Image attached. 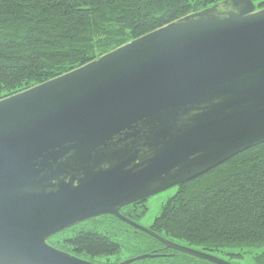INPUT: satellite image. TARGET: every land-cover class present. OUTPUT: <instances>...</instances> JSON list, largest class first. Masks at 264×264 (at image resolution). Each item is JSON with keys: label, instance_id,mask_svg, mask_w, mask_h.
Instances as JSON below:
<instances>
[{"label": "water", "instance_id": "obj_1", "mask_svg": "<svg viewBox=\"0 0 264 264\" xmlns=\"http://www.w3.org/2000/svg\"><path fill=\"white\" fill-rule=\"evenodd\" d=\"M263 142L264 9L251 0H225L1 99L0 264H95L47 240L101 216L232 264L120 210Z\"/></svg>", "mask_w": 264, "mask_h": 264}, {"label": "trees", "instance_id": "obj_2", "mask_svg": "<svg viewBox=\"0 0 264 264\" xmlns=\"http://www.w3.org/2000/svg\"><path fill=\"white\" fill-rule=\"evenodd\" d=\"M222 1L0 0V100ZM146 212L143 203L122 209L132 222ZM86 224L65 244L101 264L120 262L125 250L131 258L155 256L131 264H211L165 249L111 216ZM148 229L222 259L241 261L250 250L261 251L251 261L264 264V142L176 187Z\"/></svg>", "mask_w": 264, "mask_h": 264}, {"label": "rangeland", "instance_id": "obj_3", "mask_svg": "<svg viewBox=\"0 0 264 264\" xmlns=\"http://www.w3.org/2000/svg\"><path fill=\"white\" fill-rule=\"evenodd\" d=\"M253 2L255 5H259L261 3H264V0H253ZM258 9H262V8H258ZM175 192H176V188H173V189H170L168 191H165L163 193H160L158 195H155V196L149 198L145 203H143V205L147 209V212L145 213V215L143 217H141L135 223H137L138 225H140L144 228H149L151 226L152 222L155 220V218H157L160 215L163 205L166 203V201L169 198H171L175 194ZM88 225H85L81 228H87ZM122 228H123V226H122ZM128 232L132 233L131 230H128ZM69 236H70V234L65 235V236L62 235V236H60V239H64L65 237H69ZM56 240H59V236L55 237V241ZM250 252L252 253L251 256L244 255L243 260L238 261V263L239 264H254L251 261V259H253V257L256 255L261 254V251L250 250ZM132 256H134V253H130L129 251L125 250L121 254V257L119 258V260H120V262H123L127 259H130Z\"/></svg>", "mask_w": 264, "mask_h": 264}, {"label": "flooded vegetation", "instance_id": "obj_4", "mask_svg": "<svg viewBox=\"0 0 264 264\" xmlns=\"http://www.w3.org/2000/svg\"><path fill=\"white\" fill-rule=\"evenodd\" d=\"M146 201H143V202H138V203H145ZM138 203H135V204H138ZM133 205V204H132ZM131 206V205H130ZM124 209V208H123ZM120 213L122 214V209L120 210ZM102 217H105V216H101V217H98V218H94L92 220H89L85 223H82V224H78L74 227H71L69 229H66L62 232H59L58 234H55L51 237H49V239L47 240V243L48 245H50L51 247H53L54 249L58 250V251H61V252H64V253H67L73 257H76V258H79L81 260H85V261H88V262H92V263H95V264H101L102 261L101 259L99 258H93V257H84V256H79V254L75 253L74 252V249L73 247H68L67 244H65L66 242V238L68 239V237H65L64 239H60V236H65V235H71L72 233H74V231L76 230H80L82 229L81 227L85 226V225H88L86 223H89V222H93V221H99L101 220ZM112 217V216H111ZM59 236V240H56L55 241V237ZM63 238V237H62ZM232 264H239L238 261L236 260H233V259H230V258H227V259H224ZM121 262H112L111 264H120Z\"/></svg>", "mask_w": 264, "mask_h": 264}]
</instances>
